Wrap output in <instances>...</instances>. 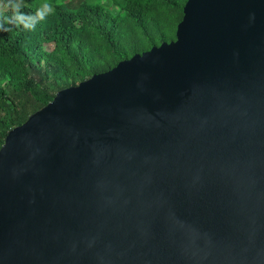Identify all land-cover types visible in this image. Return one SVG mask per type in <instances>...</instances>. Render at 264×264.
<instances>
[{
    "label": "water",
    "instance_id": "1",
    "mask_svg": "<svg viewBox=\"0 0 264 264\" xmlns=\"http://www.w3.org/2000/svg\"><path fill=\"white\" fill-rule=\"evenodd\" d=\"M0 264H264V0H187L10 129Z\"/></svg>",
    "mask_w": 264,
    "mask_h": 264
},
{
    "label": "trees",
    "instance_id": "2",
    "mask_svg": "<svg viewBox=\"0 0 264 264\" xmlns=\"http://www.w3.org/2000/svg\"><path fill=\"white\" fill-rule=\"evenodd\" d=\"M99 0L55 7L50 25L0 30V147L7 132L50 103L62 89L111 69L134 54L174 39L187 0ZM43 0H24L33 15ZM11 15V13H6ZM49 44L52 48L47 50Z\"/></svg>",
    "mask_w": 264,
    "mask_h": 264
},
{
    "label": "clouds",
    "instance_id": "3",
    "mask_svg": "<svg viewBox=\"0 0 264 264\" xmlns=\"http://www.w3.org/2000/svg\"><path fill=\"white\" fill-rule=\"evenodd\" d=\"M23 7H25L24 0H0V30H8L4 27L6 23L32 30L37 23L45 21L55 11L54 5L49 0H43L33 15L24 13ZM9 12L10 16L6 14Z\"/></svg>",
    "mask_w": 264,
    "mask_h": 264
},
{
    "label": "rangeland",
    "instance_id": "4",
    "mask_svg": "<svg viewBox=\"0 0 264 264\" xmlns=\"http://www.w3.org/2000/svg\"><path fill=\"white\" fill-rule=\"evenodd\" d=\"M94 1H96V0H65V2L70 4V6L72 8H77L79 5L85 4L86 2H94ZM99 1H100L101 4H103L107 8L111 7V3H110L109 0H99ZM50 22H51V20H50V15H49L48 18L45 21H43V23H44L45 26H49ZM45 48L47 50H49V49L52 48V45L47 44L45 46Z\"/></svg>",
    "mask_w": 264,
    "mask_h": 264
}]
</instances>
